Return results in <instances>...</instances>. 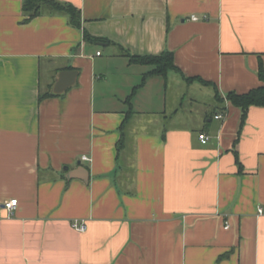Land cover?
I'll return each mask as SVG.
<instances>
[{
	"label": "crops",
	"instance_id": "crops-1",
	"mask_svg": "<svg viewBox=\"0 0 264 264\" xmlns=\"http://www.w3.org/2000/svg\"><path fill=\"white\" fill-rule=\"evenodd\" d=\"M56 1L81 11L80 28L48 8L24 23V0H0V264H264V108L241 127L239 108L216 103L197 129L179 126L174 86L216 94L170 72L138 89L121 129L151 70L125 51H169L223 98L261 86L264 0ZM61 71L76 84L39 102Z\"/></svg>",
	"mask_w": 264,
	"mask_h": 264
},
{
	"label": "trees",
	"instance_id": "trees-1",
	"mask_svg": "<svg viewBox=\"0 0 264 264\" xmlns=\"http://www.w3.org/2000/svg\"><path fill=\"white\" fill-rule=\"evenodd\" d=\"M45 8H48L51 12L57 14H63L69 17V22L73 27L80 28L81 27V11L70 3H61L56 0H24V9L27 18L23 21L24 23H28L31 20L35 19L36 17L40 16ZM86 40H96V41H104L101 38H92L88 34H85ZM129 59V63L131 65H141V66H148L151 67V70L143 76L141 84L136 87L132 94L126 100V104L128 106V111L126 113V117L122 123L121 129H125L129 121L134 115L132 100L141 87H143L150 77H162L167 80L168 74L170 72H177L179 73L186 82L193 83L195 81L200 82L204 86H211L215 89V100L218 104H225L227 101L230 102L233 106L239 108L242 113V124L241 127L244 125L247 113L251 107H260L264 108V68L261 64L258 71V76L262 85L250 90L247 93L238 94L236 92L228 93L225 98H223L216 86L208 81H205L201 78L193 77L187 78L183 75L181 70L176 66L174 62L173 53L169 51H165L160 55H132L129 52L125 51L123 53ZM55 95L52 94L51 91L47 93H41L39 97V102L54 97ZM226 110V109H225ZM124 134L121 139V143L119 144V151L122 150L124 146ZM240 134L238 136L237 141L234 143V147H236ZM234 154L236 157V162L239 166V169L242 170L243 166L240 163L239 155L237 151L234 149Z\"/></svg>",
	"mask_w": 264,
	"mask_h": 264
},
{
	"label": "rangeland",
	"instance_id": "rangeland-1",
	"mask_svg": "<svg viewBox=\"0 0 264 264\" xmlns=\"http://www.w3.org/2000/svg\"><path fill=\"white\" fill-rule=\"evenodd\" d=\"M185 87L186 86L182 85L174 86L169 93V99L171 100L169 101L167 115L170 116L172 112L177 109L178 117L176 123L179 126L197 129L199 124L202 122L204 112L213 111V106L216 105L217 102L214 98V93L210 88H204L198 84L191 89H187ZM184 89H186L187 93L184 95L186 98L184 99L183 106L181 107L180 94L181 92H184ZM175 94H179V101L177 104L174 103ZM191 98H194L197 102L191 104ZM160 116L164 117V114L161 113L159 117Z\"/></svg>",
	"mask_w": 264,
	"mask_h": 264
},
{
	"label": "built area",
	"instance_id": "built-area-1",
	"mask_svg": "<svg viewBox=\"0 0 264 264\" xmlns=\"http://www.w3.org/2000/svg\"><path fill=\"white\" fill-rule=\"evenodd\" d=\"M192 20L197 21L198 18L196 17H192ZM99 54V53H98ZM217 120H224L225 119V115L223 114H219L216 116ZM200 141L203 144H207L209 142V137L205 134H201L199 136ZM84 160H89L87 157H84ZM18 207V200L17 199H11L10 201L6 202L4 204V209L8 212L9 215H13V213L15 212V210ZM229 226L227 225L226 228H228ZM73 228L79 232H85L87 230V224L83 221H75L73 223Z\"/></svg>",
	"mask_w": 264,
	"mask_h": 264
},
{
	"label": "water",
	"instance_id": "water-1",
	"mask_svg": "<svg viewBox=\"0 0 264 264\" xmlns=\"http://www.w3.org/2000/svg\"><path fill=\"white\" fill-rule=\"evenodd\" d=\"M77 71H61L52 88V94L55 96L63 95L69 88L76 84Z\"/></svg>",
	"mask_w": 264,
	"mask_h": 264
}]
</instances>
